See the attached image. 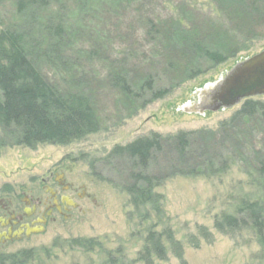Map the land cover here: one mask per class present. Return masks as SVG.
I'll list each match as a JSON object with an SVG mask.
<instances>
[{
    "label": "rangeland",
    "instance_id": "374dc122",
    "mask_svg": "<svg viewBox=\"0 0 264 264\" xmlns=\"http://www.w3.org/2000/svg\"><path fill=\"white\" fill-rule=\"evenodd\" d=\"M228 1L48 0L49 6L29 8L21 18L16 0H0V30L17 26L34 44L44 48L52 44L54 50L47 51L50 62L39 65L41 73L59 91L88 96L99 121L97 133L64 146L0 149V202L21 210L24 197L48 199L46 187L59 195L52 182L62 177L78 205L66 219L54 215L55 222H49L42 234L0 246V257L27 251L31 258L18 264H264L251 231L224 235L213 228L221 213L233 212L239 195L254 194L244 171L249 159L257 163L251 158L253 148L264 146L262 115L247 126L227 128L223 137L220 126L229 125L241 105L209 110L212 93L231 69L264 50V0H248L254 9L246 16L231 9ZM107 9L111 14L106 15ZM179 22L228 59L213 65L193 58L180 43L172 49L168 35ZM48 23L51 28L63 27L57 45L52 38L44 43ZM149 23L159 29L157 34L166 35L165 42L149 31ZM36 53L40 56L38 47ZM118 62L130 74H151L155 87L169 93L147 104L143 98L129 101L108 83ZM75 82L81 87H73ZM251 99L264 105V97ZM179 133L192 134L195 157L229 154L233 164L224 174L211 177L173 174L186 170V163L170 165L171 139ZM152 135L163 141V152L150 172L159 178L153 189L157 202L155 207L135 209L124 190L128 167L109 155L116 147ZM75 193L83 197L78 199ZM149 232L161 235L165 257L159 260L151 253L145 263ZM173 241L181 247L179 259L170 248Z\"/></svg>",
    "mask_w": 264,
    "mask_h": 264
},
{
    "label": "trees",
    "instance_id": "16d2710c",
    "mask_svg": "<svg viewBox=\"0 0 264 264\" xmlns=\"http://www.w3.org/2000/svg\"><path fill=\"white\" fill-rule=\"evenodd\" d=\"M65 1L67 0H52L53 3ZM101 1L105 4H117L120 0ZM230 1L228 3L231 4V9L237 8L241 15H250L254 9L252 1ZM47 6H49L48 0H16V11L21 18L30 11L29 8L41 9ZM105 13L111 14V9H107ZM180 24L179 22L176 29L171 30L169 35L167 33L169 41L174 45L172 49L176 50L180 43L187 46L186 49L193 58L202 59L213 65H220L228 59L219 50L214 51L206 46L194 30L186 32ZM149 31L158 35L160 42L167 40L166 35L157 34L159 29L153 28L151 24ZM44 32L47 35L44 43L52 38L57 45L63 34V27L57 24L51 28L48 23L44 26ZM37 47L41 52L40 56L37 54L39 52L36 53ZM52 47L53 45L48 43L47 48L41 44L39 46L34 44L33 39L26 36L17 26L0 30V149L5 147L31 149L42 144L64 146L99 131V121L90 98L76 90L59 91L41 73L39 65L50 62L47 51ZM37 60H40V63H37ZM113 69L108 76V83L129 101L143 98V103L147 104L169 93L168 89L155 87V78L151 74H130L120 62L115 64ZM72 85L75 88L81 87L80 83L76 82ZM240 105L231 123L220 126V130L226 134L223 137L228 135L227 128L231 131L236 129V125L247 126L261 115L264 120L263 104L248 99ZM191 135L179 133L171 139L173 146L170 152L173 159L170 165L174 161L183 165L186 163L185 172L180 170L173 174L211 177L227 172L229 163L233 164L229 154L214 159L203 153L197 155V159L190 163L191 159L196 158L194 155L196 149L190 140ZM234 136L236 138V135ZM262 140L264 138L260 141ZM162 142L160 136L152 135L150 138L138 139L124 147H116L109 155L110 159L122 161L128 167L126 173L128 184L124 190L129 196L130 205L135 209L144 208L146 205H154V207L156 205L153 189L157 186L159 178L151 176L150 172L153 169L152 165H155V157L157 158V155L163 152ZM253 153L251 158H255L257 163H252L249 159L250 165L248 169H245L244 174L248 184L254 187V194L239 195L233 202V212L221 213L214 221L213 228L224 235L243 230L251 231L260 252L264 254V146L258 151L253 148ZM169 245L173 255L178 259L181 258L182 251L178 242L173 241ZM143 251L146 254L145 263H148L147 256L151 253L159 260L164 259L165 249L161 235L149 232ZM30 258L29 252L22 251L13 256L0 257V264H7V262L18 264Z\"/></svg>",
    "mask_w": 264,
    "mask_h": 264
},
{
    "label": "flooded vegetation",
    "instance_id": "af4514ba",
    "mask_svg": "<svg viewBox=\"0 0 264 264\" xmlns=\"http://www.w3.org/2000/svg\"><path fill=\"white\" fill-rule=\"evenodd\" d=\"M46 183V181L42 182L44 187L47 186ZM52 184H56L60 189L59 195L56 191L46 187L48 199L35 198L33 200L24 197L21 210L13 208L11 202L7 204L0 202V246L42 234L49 222H55L54 215L66 219L71 210L77 209L78 205L73 200L74 194H69L71 186L66 184L62 177ZM75 195L78 199L83 197L77 193ZM39 229L42 231L34 234Z\"/></svg>",
    "mask_w": 264,
    "mask_h": 264
},
{
    "label": "water",
    "instance_id": "95a60500",
    "mask_svg": "<svg viewBox=\"0 0 264 264\" xmlns=\"http://www.w3.org/2000/svg\"><path fill=\"white\" fill-rule=\"evenodd\" d=\"M255 97H264V50L231 69L212 93L209 110L230 109Z\"/></svg>",
    "mask_w": 264,
    "mask_h": 264
}]
</instances>
